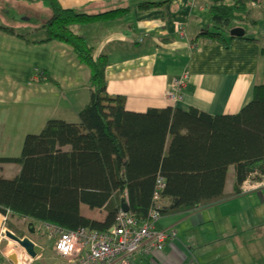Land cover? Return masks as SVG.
Returning <instances> with one entry per match:
<instances>
[{"label": "crops", "instance_id": "crops-1", "mask_svg": "<svg viewBox=\"0 0 264 264\" xmlns=\"http://www.w3.org/2000/svg\"><path fill=\"white\" fill-rule=\"evenodd\" d=\"M161 1L59 0L62 8L87 15L126 11L117 19L72 28L86 38L95 56L108 57V98L103 103L110 117L115 115L110 104H119L121 98L126 111L131 113L144 114L150 109L175 106L184 112L194 108L213 117L238 114L254 99L255 86L261 80L264 36L258 33L264 15L260 6H250L248 20L256 23L246 25L252 30L251 37L262 40V44L234 41L231 49L226 50L222 44L200 37L212 27L211 0H173L159 5ZM41 2L44 1L0 0L4 15H10L5 24L0 22V157L19 158L26 136L39 134L49 120L78 123L80 113L90 101L89 68L78 60L69 45L57 41L43 43L47 34L41 27L52 19V13L44 6L41 11ZM148 4L155 5L144 9L143 5ZM9 5L29 12L31 7L34 12L46 11V17L38 16L34 25L20 29L18 14L5 8ZM197 38L194 44L192 41ZM183 77L184 85L176 90L179 99L172 103L167 93ZM182 133L187 135L189 130ZM105 160L110 162L111 158L106 156ZM19 171V164L7 163L1 174L13 178ZM233 183L234 172L230 168L227 192ZM260 192L264 198V190ZM249 193L190 212L160 215L156 227L175 234L162 251L134 255L130 264H263L264 220L260 212L256 215L255 199L253 205L238 201ZM21 196L16 194L17 198ZM81 213L98 222H104L107 216L104 209L92 210L86 205L81 206ZM29 224L32 229L49 228L40 223ZM19 237L32 240L41 250L31 264L35 260L43 264L65 262L54 246L49 257L48 248L32 238ZM0 261L13 264L1 252Z\"/></svg>", "mask_w": 264, "mask_h": 264}, {"label": "trees", "instance_id": "trees-1", "mask_svg": "<svg viewBox=\"0 0 264 264\" xmlns=\"http://www.w3.org/2000/svg\"><path fill=\"white\" fill-rule=\"evenodd\" d=\"M41 1L48 3L52 13L41 27L47 34L43 43L57 41L73 49L90 70L91 96L78 123L49 120L39 134L26 136L19 158L0 157V215L8 218L9 229L18 232L9 221L14 218L66 231L106 232L115 225L122 202L143 224L152 210L162 217L190 212L242 195L246 181L264 182V61L254 99L236 115L213 117L175 106L131 113L121 98L119 104H110L115 110L111 118L103 103L108 98V57L95 56L86 38L72 28L117 19L126 11L87 15L62 8L59 0ZM253 3L264 15V0H211L212 27L200 37L226 50L234 41L262 44L248 36L246 24L256 23L248 20ZM148 5L144 9L155 4ZM236 28L244 29L245 35L232 37ZM261 52L264 58V45ZM186 129L187 135L182 133ZM7 163L20 165L13 178L1 174ZM230 168L234 183L227 192ZM159 178L165 184L162 191L157 189ZM82 205L104 209V222L84 217Z\"/></svg>", "mask_w": 264, "mask_h": 264}, {"label": "built area", "instance_id": "built-area-1", "mask_svg": "<svg viewBox=\"0 0 264 264\" xmlns=\"http://www.w3.org/2000/svg\"><path fill=\"white\" fill-rule=\"evenodd\" d=\"M186 77L177 79L167 93V99L176 103L179 99L176 90L182 88ZM165 187L163 179L157 182L158 191ZM264 187L260 184L246 181L242 193L256 191ZM159 196H156L158 199ZM160 214L152 210L148 219L139 224L132 214L120 210L114 226L106 232L80 228L66 231L49 226V237L55 240V252L65 260L61 264H130L134 255L152 254L163 250L166 241L174 232H167L156 227ZM172 235V236H171ZM19 261L21 255L25 257V264H31L32 259L23 251L17 252ZM19 264V262H18Z\"/></svg>", "mask_w": 264, "mask_h": 264}, {"label": "rangeland", "instance_id": "rangeland-1", "mask_svg": "<svg viewBox=\"0 0 264 264\" xmlns=\"http://www.w3.org/2000/svg\"><path fill=\"white\" fill-rule=\"evenodd\" d=\"M45 7L48 11H49V5L48 3L46 2H41L39 4V9L42 11L43 8L42 7ZM7 8L8 10H11V12H15V14H18L19 16V24H20V29H27L30 27V25H34L35 24V20H37V17L40 16V19H43L46 17V11L45 13L43 12H40L37 11V12H34L32 10L33 7H31V12L29 11H25V10H28V9H19L18 6H12V5H9L8 7H5ZM23 12V13H22ZM0 16L2 17V21L1 24H5L6 22V19L7 18H10V15L8 16H5L4 15V9L0 6ZM38 21V20H37ZM48 23V21H45V24ZM44 25V24H42ZM260 31H259V35L261 36H264V22L260 25ZM18 30V29H17ZM249 32H248V36L251 37L253 35L252 33V30L250 28H248ZM231 178L232 176H230V178L228 179V183L227 185L230 187L232 185L231 183ZM264 190V187L263 188H260L256 191H253L245 196H243L242 198L238 199L239 201V204H243V205H251L252 204V199H255L256 201V215L257 213L260 212V217L262 216L263 220H264V198L262 197V195H260V193H263V192H260V191H263ZM260 192V193H258ZM253 205V204H252ZM263 205V206H261ZM5 218V219H4ZM4 219V220H3ZM7 217H2V215H0V242H4L6 243L7 241H9V239L6 238L5 236V232L6 231H11L12 233H14L16 236H26V237H29V238H32L34 239L36 242L40 243L43 245V247L45 248H48L49 252H50V256L51 257V254L53 253V243H54V239H51L48 235L49 233V230L48 229H45L43 227H39V226H34L35 230H34V233L33 235L30 233V229H32V227H30V221L28 220H17V219H14V218H10L9 221L11 223L14 224V226L17 228V231L18 232H15V231H12L11 229H8L7 228ZM42 233V234H41ZM41 237H44L41 238ZM11 242V241H10ZM13 243V242H12ZM13 247L15 249V252H18L20 249V247L18 245H16L15 243H13ZM264 250V247L261 248ZM1 252V251H0ZM43 260V258H42ZM0 264H2V262L0 261ZM34 264H43L42 262H39L38 260H35ZM264 264V263H263Z\"/></svg>", "mask_w": 264, "mask_h": 264}, {"label": "water", "instance_id": "water-1", "mask_svg": "<svg viewBox=\"0 0 264 264\" xmlns=\"http://www.w3.org/2000/svg\"><path fill=\"white\" fill-rule=\"evenodd\" d=\"M230 35L232 37H243L245 35V30L242 28H236L231 31ZM121 210H123L125 213L129 212V209L124 202L121 204ZM31 233H34V229L31 230ZM5 236L7 239H9V241L15 243L22 250H24L31 259H36L41 254V250L32 240L28 238H20L10 231H6ZM0 251L13 264H18V255L15 251L7 246V243L0 242Z\"/></svg>", "mask_w": 264, "mask_h": 264}, {"label": "bare ground", "instance_id": "bare-ground-1", "mask_svg": "<svg viewBox=\"0 0 264 264\" xmlns=\"http://www.w3.org/2000/svg\"><path fill=\"white\" fill-rule=\"evenodd\" d=\"M7 246L10 247L13 251H15L14 247H13V243L10 241H7ZM19 264H25V257H22L19 261Z\"/></svg>", "mask_w": 264, "mask_h": 264}]
</instances>
